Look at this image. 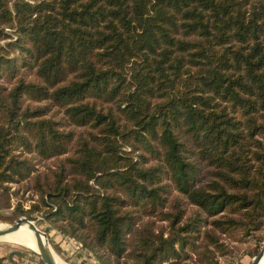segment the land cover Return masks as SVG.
I'll list each match as a JSON object with an SVG mask.
<instances>
[{"label": "trees", "instance_id": "16d2710c", "mask_svg": "<svg viewBox=\"0 0 264 264\" xmlns=\"http://www.w3.org/2000/svg\"><path fill=\"white\" fill-rule=\"evenodd\" d=\"M23 181L12 220L97 264H220L264 229V0H0V198Z\"/></svg>", "mask_w": 264, "mask_h": 264}, {"label": "rangeland", "instance_id": "374dc122", "mask_svg": "<svg viewBox=\"0 0 264 264\" xmlns=\"http://www.w3.org/2000/svg\"><path fill=\"white\" fill-rule=\"evenodd\" d=\"M3 43L1 42V44ZM59 116L56 119H59ZM23 157L30 159L34 168L40 172H43L48 166L52 165L51 162H42L34 157L26 155ZM26 182L23 181L17 185L9 184L10 193L13 194L17 191V195H10L8 201L5 198H0V226L12 224L18 220H12L17 205H21L22 209L27 211L30 210V205L36 202L37 197L34 195V192L30 189L25 190L28 185ZM33 216L35 220L29 221L33 222L38 230L46 234L57 264H97L91 256L80 249L76 242H69L64 236L50 228V225L43 220L41 215H37L36 213ZM3 217L10 218L11 221H3ZM263 244L264 229L247 243L233 245L231 247L232 253L219 258V262L220 264H250L253 259L252 254L255 252L259 253ZM0 257L6 258L5 264H41L42 262L35 251H32L30 248L3 240H0ZM9 257H12V259L9 260Z\"/></svg>", "mask_w": 264, "mask_h": 264}, {"label": "water", "instance_id": "95a60500", "mask_svg": "<svg viewBox=\"0 0 264 264\" xmlns=\"http://www.w3.org/2000/svg\"><path fill=\"white\" fill-rule=\"evenodd\" d=\"M21 227H25L33 235L37 249L35 253L40 257V260L43 262V264H56L54 254L49 246L46 234L38 230L36 225L27 218H20L12 224L4 225L2 228H0V237L13 234ZM263 257L264 244L262 245L259 253L253 257L250 264H260V261L263 259Z\"/></svg>", "mask_w": 264, "mask_h": 264}, {"label": "bare ground", "instance_id": "6f19581e", "mask_svg": "<svg viewBox=\"0 0 264 264\" xmlns=\"http://www.w3.org/2000/svg\"><path fill=\"white\" fill-rule=\"evenodd\" d=\"M0 228H2V226H0ZM0 240L13 244L24 245L30 248L32 251H37L34 237L25 227H21L18 231L13 234L0 237ZM260 264H264V257L260 261Z\"/></svg>", "mask_w": 264, "mask_h": 264}, {"label": "built area", "instance_id": "2783aa9c", "mask_svg": "<svg viewBox=\"0 0 264 264\" xmlns=\"http://www.w3.org/2000/svg\"><path fill=\"white\" fill-rule=\"evenodd\" d=\"M66 240H69V242H71L72 240H70V239H67V238H65Z\"/></svg>", "mask_w": 264, "mask_h": 264}]
</instances>
